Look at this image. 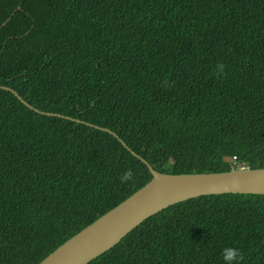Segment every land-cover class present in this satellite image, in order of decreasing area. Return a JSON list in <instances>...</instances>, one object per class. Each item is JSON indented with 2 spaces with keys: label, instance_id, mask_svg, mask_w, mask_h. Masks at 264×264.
<instances>
[{
  "label": "trees",
  "instance_id": "obj_1",
  "mask_svg": "<svg viewBox=\"0 0 264 264\" xmlns=\"http://www.w3.org/2000/svg\"><path fill=\"white\" fill-rule=\"evenodd\" d=\"M20 5L0 85L95 126L0 89V264H39L147 184L124 142L165 173L264 167V0H0V25ZM228 247L264 264V194L176 203L88 264H225Z\"/></svg>",
  "mask_w": 264,
  "mask_h": 264
},
{
  "label": "water",
  "instance_id": "obj_2",
  "mask_svg": "<svg viewBox=\"0 0 264 264\" xmlns=\"http://www.w3.org/2000/svg\"><path fill=\"white\" fill-rule=\"evenodd\" d=\"M21 9L22 5L0 25V30L12 19L15 12ZM0 89L12 91L22 103L38 113L61 116L95 126L60 113L41 111L10 86L0 85ZM114 135L122 141L117 133ZM124 145L149 167L152 179L130 197L61 244L39 264H88L117 245L149 217L188 199L223 193L264 194V167L256 169L241 167L222 172L165 173L154 169L144 157L131 150L125 142Z\"/></svg>",
  "mask_w": 264,
  "mask_h": 264
},
{
  "label": "clouds",
  "instance_id": "obj_3",
  "mask_svg": "<svg viewBox=\"0 0 264 264\" xmlns=\"http://www.w3.org/2000/svg\"><path fill=\"white\" fill-rule=\"evenodd\" d=\"M216 68H217L216 75L220 76L224 74L226 65H224L223 63H218ZM164 84L169 88L172 87V85L168 83L167 79H165ZM236 159L237 156L234 160ZM227 161L229 160L227 159ZM229 162H233V161H229ZM134 178H135V173L131 168L127 169L120 177L122 183H127L128 181H134ZM222 257L225 261V264H240V262L244 260L243 252L236 247L225 248L222 252Z\"/></svg>",
  "mask_w": 264,
  "mask_h": 264
},
{
  "label": "built area",
  "instance_id": "obj_4",
  "mask_svg": "<svg viewBox=\"0 0 264 264\" xmlns=\"http://www.w3.org/2000/svg\"><path fill=\"white\" fill-rule=\"evenodd\" d=\"M235 158H236V156H234V157L231 158V161H233V163H234L233 165H237V166H238V165H241V164H237V163H236V161L234 160Z\"/></svg>",
  "mask_w": 264,
  "mask_h": 264
},
{
  "label": "rangeland",
  "instance_id": "obj_5",
  "mask_svg": "<svg viewBox=\"0 0 264 264\" xmlns=\"http://www.w3.org/2000/svg\"><path fill=\"white\" fill-rule=\"evenodd\" d=\"M231 158L232 157L228 158V160L231 161ZM241 167H244V166L243 165H238V168H241Z\"/></svg>",
  "mask_w": 264,
  "mask_h": 264
}]
</instances>
